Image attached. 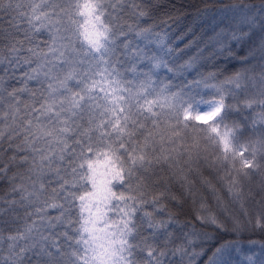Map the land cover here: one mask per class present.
<instances>
[{"label":"snow or ice","instance_id":"1","mask_svg":"<svg viewBox=\"0 0 264 264\" xmlns=\"http://www.w3.org/2000/svg\"><path fill=\"white\" fill-rule=\"evenodd\" d=\"M173 9L0 0V264H236L218 234L264 231V0L202 36Z\"/></svg>","mask_w":264,"mask_h":264},{"label":"trees","instance_id":"2","mask_svg":"<svg viewBox=\"0 0 264 264\" xmlns=\"http://www.w3.org/2000/svg\"><path fill=\"white\" fill-rule=\"evenodd\" d=\"M242 0H172V4L176 5L179 11L173 9L175 13L172 19L169 21H175L172 23V32H184L186 30L195 31L197 36H202L206 32H210V17L213 14L217 15V19H220L224 13L229 16L231 12L228 10L233 5L241 4ZM243 2L248 3H259V0H243ZM182 6V7H181ZM159 21H157L158 23ZM223 27V26H222ZM183 47V45H181ZM244 51L237 47L234 51V58H229L228 55L223 57H217L213 64L218 65V68L212 69L217 71L220 80L226 79L235 72L243 71V66L241 61L243 60ZM187 55V53H185ZM211 69L212 65H208ZM259 71V69H257ZM202 95L205 100L212 98L211 88L202 89ZM241 101L239 107L243 109V99L244 96L241 95L237 98ZM235 103V101H233ZM248 117V120L258 118L260 113L252 109H244L243 113L234 112L232 113V118L236 120H242L244 116ZM250 134V133H249ZM0 194H3V186H0ZM192 205H185L184 213L181 214L180 218L182 221L191 220L192 218ZM208 231L209 229H203ZM233 242L238 243L243 252L238 253L239 260L236 264H247L244 252H247L249 247L254 248V250L259 253L261 250V245H264V231L253 229L242 232L239 236H236L231 231L219 233L218 243Z\"/></svg>","mask_w":264,"mask_h":264}]
</instances>
